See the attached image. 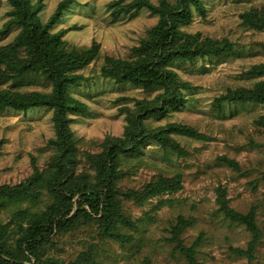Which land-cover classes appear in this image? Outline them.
Segmentation results:
<instances>
[{
	"label": "rangeland",
	"instance_id": "1",
	"mask_svg": "<svg viewBox=\"0 0 264 264\" xmlns=\"http://www.w3.org/2000/svg\"><path fill=\"white\" fill-rule=\"evenodd\" d=\"M30 1L44 24L63 0ZM112 1L115 0H69L68 7L61 10L50 27L62 33L68 46L83 49L99 44L97 56L78 70L84 78L69 86L70 94L87 105L85 114L71 113L69 121L81 154L98 152L106 137L122 135L127 118L137 110V102L152 100L160 91L102 75L106 56L130 58L132 48L149 37V30L158 21V15L145 7L114 15ZM150 1L158 4L161 0ZM200 1L204 12L192 5L190 18L181 28L199 33L201 38H227L232 42V51L173 62L171 67L188 83L182 88V100L165 113L146 118L149 128L181 123L197 133L173 134L180 151L163 149L149 140L139 152L124 154L120 164V169L126 171L119 182L122 190H141L158 175H177L178 189L148 197L141 204L120 196V210L132 223L119 225L126 240L104 235L95 220H79L75 228L50 236L43 245L45 255L64 263L188 264L180 240L185 246L198 241L194 246L196 264H263L264 126L255 121L264 115V104L223 103L219 108L213 100L227 89L249 87L264 79V75L251 76L247 72L252 65L264 62V29L248 27L240 17L251 7H261L264 0ZM10 10L9 1L0 0V47L14 41L20 31L18 25L6 28ZM3 88L22 93L48 92L51 83L38 74L16 81L0 80V89ZM54 137L51 108H1L0 185H16L33 176L36 169L42 173L48 168L55 153L49 141ZM222 156L234 160L237 167L226 164ZM82 170L93 172L84 162L77 164V171ZM40 188L38 199L0 208V223L12 220L10 228L15 229L18 220L13 210L18 207L43 210L51 197ZM224 201L240 213L254 211L259 236L249 256L242 252L248 249L253 234L225 217L220 210V202ZM181 225L179 237L173 238L174 230ZM16 236L14 230L8 240Z\"/></svg>",
	"mask_w": 264,
	"mask_h": 264
},
{
	"label": "trees",
	"instance_id": "2",
	"mask_svg": "<svg viewBox=\"0 0 264 264\" xmlns=\"http://www.w3.org/2000/svg\"><path fill=\"white\" fill-rule=\"evenodd\" d=\"M8 1L11 10L8 12L6 28L18 25L20 31L14 41L0 47V80L16 81L40 74L51 83V89L48 92L27 93L12 88L0 89V109L51 108L55 137L49 142L55 153L42 173L36 169L33 176L16 185H0V208L19 204L26 199H38L41 186L51 197L41 211H30L28 207L14 209V219L18 220L15 229L10 228L12 220L0 223V264H81L80 260L64 263L54 256L45 255L44 243L53 234L75 228L79 220H95L104 235L119 241L126 240L127 236L121 233L119 225L132 223L120 210V196L141 204L148 197L178 189L180 183L177 175H158L141 190H122L119 182L126 171L120 169L121 158L124 154L139 152L149 140L155 141L163 149L181 150L173 134L194 136L197 133L194 128L181 123L153 128L146 124L148 116L165 113L182 100V88L188 83L181 80L171 64L179 60L229 53L232 51V42L227 38H201L199 33H189L181 28L190 18L192 5L200 13L204 12L200 0H176L174 3L161 0L158 4L150 0L112 1L114 15L129 8L145 7L158 15V21L149 30V37L132 48L130 58L106 56L101 66L102 75L118 82L160 91L152 100L137 102V110L127 118L122 135L106 137L100 143L101 150L98 152L85 151L81 154L77 151L69 121L71 113L85 114L87 105L70 94L69 86L84 78L78 70L97 56L99 44L93 43L83 49L68 46L61 32L50 30L61 10L68 7L69 0L61 1L44 24L39 21L37 7L30 0ZM240 17L246 26L264 29V4L249 8ZM247 72L251 76L264 75V62L252 65ZM244 102L264 104V79H258L249 87L227 89L213 100V104L219 108L223 103ZM255 122L264 126V115ZM220 159L237 167L232 159L224 156ZM82 162L88 164L93 172L77 171V164ZM220 204V210L227 219L244 225L253 234L248 249L242 252L249 256L259 236L254 211L243 214L228 207L225 201ZM179 219L185 224L183 217ZM182 226L174 230L173 238L179 237ZM14 230L18 236L9 241ZM196 244L198 241L185 246L179 240L181 252L188 264H196Z\"/></svg>",
	"mask_w": 264,
	"mask_h": 264
}]
</instances>
